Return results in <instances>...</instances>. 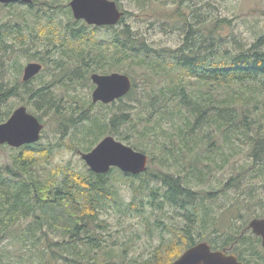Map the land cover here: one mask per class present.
Masks as SVG:
<instances>
[{"label": "trees", "instance_id": "16d2710c", "mask_svg": "<svg viewBox=\"0 0 264 264\" xmlns=\"http://www.w3.org/2000/svg\"><path fill=\"white\" fill-rule=\"evenodd\" d=\"M51 2L0 4V14L15 6H25L23 13L0 16V122L10 116L11 109L4 105L12 98L23 97L36 112L54 108L51 102L55 95L50 85L42 82L40 88H31L32 80L21 83L18 74L22 65L17 61L14 65L19 70L18 76L11 80L8 71L14 67L7 66L5 61L16 46L23 50L24 41L32 36V32L26 34L25 31L27 18H40L36 15L44 6H48V12L62 11L65 18L73 22L72 27L80 25L73 19L67 4ZM172 3L176 6L171 12L174 16L167 17L166 21L178 24L181 42L176 50L149 48L146 39L133 33L127 25L104 27L112 31L105 41L90 38L92 35L83 28L71 32L72 41L87 45L90 54L84 56L85 49L81 47L72 49L78 53V59L88 58V63L82 65L83 73L88 75L90 69L105 74L128 62L125 73L132 81L131 91L111 104L127 98L130 103L139 104L134 108L129 105L108 121L98 117L90 120L91 116L80 113L76 121L92 122L91 129L83 135L91 134L93 140L87 148L78 150L90 151L106 134L115 135L128 144L132 137L135 139L132 148L149 159L147 170L133 176L113 168L99 175L89 169L80 172L56 165L40 176L36 174L37 167L51 160L52 148L40 144L23 146L11 166L0 167V264H83L78 255L84 259L86 255L80 246L97 248L94 230L99 227L94 226L101 211L109 202L119 203L114 185L116 175L131 184L139 181L136 191L148 190V204L152 208L168 204L182 210L181 216L190 224L198 221L200 206L205 223L212 222L211 210L205 205L217 194L243 186L256 175L263 177L264 34L258 33L251 43H246L240 39L245 37L232 31V19L212 13L211 0L207 3L206 19L205 13L198 11L203 7L196 0H172ZM129 14L124 12L118 24L124 23ZM52 20L50 17L49 24L53 25L49 27L50 32L57 33ZM41 29L47 32V28ZM51 67L63 68L56 60ZM136 72L141 75L142 88L135 80ZM136 94L140 97H135ZM121 126L125 127V137ZM62 136H65L64 131ZM245 149L247 154L242 155ZM238 155L246 156L248 162L240 166L233 164L230 177L220 189L196 190L201 185L210 186L214 172L223 170ZM153 163H157V171L151 168ZM160 182L162 188L158 189ZM249 195L242 202L249 199L254 207H264L262 199ZM158 197L162 200L159 205ZM129 208L135 210L136 206L132 203ZM140 212L142 214V209ZM255 217H264V213ZM167 230L178 236L183 245L176 241L163 250L156 248L148 259L134 264H171L184 249L195 244L194 237L185 228L175 226ZM253 238L254 241L239 233L232 253L243 264H264L261 240L255 235ZM229 243L230 239H226L219 245L214 241L208 244L212 250L213 247L223 250Z\"/></svg>", "mask_w": 264, "mask_h": 264}, {"label": "rangeland", "instance_id": "374dc122", "mask_svg": "<svg viewBox=\"0 0 264 264\" xmlns=\"http://www.w3.org/2000/svg\"><path fill=\"white\" fill-rule=\"evenodd\" d=\"M37 1L52 3L51 0ZM57 1H59L58 3L68 5L71 0ZM112 1L119 3L120 6L118 8L121 12L130 14L125 16L124 23L108 27L118 28L124 25L130 26L133 33L145 38L148 43L147 45H149L148 47L156 51L166 49L176 50L178 48L181 42L178 24L175 22L168 23L166 21L167 17L174 16V13L171 15V12L176 6L173 5L172 0H138V2L136 0ZM196 1L200 7H203L202 10L198 11L201 14L205 13L206 19V15L209 13L207 6L209 0ZM212 2L214 5V8L211 9L212 13L219 17L232 19V23H234L232 31L241 37H245L240 39H243L246 43H251L253 37L257 36L258 33L264 34V0H211ZM136 3H141L142 6L139 7ZM24 8L25 6H15L13 9L3 10L0 16L5 17L10 12L16 14L23 13V11L25 12ZM48 9V6H44L43 9L39 10L36 17L40 18H27L28 28L25 31L26 34L32 32L31 38L24 41L23 50L16 46L14 53L8 55L5 60L7 61V66L11 65L14 67L8 71V75L12 77L10 79L13 80L14 76L19 75L18 78L21 83L23 69L28 63L36 62L42 64V74L32 80L31 88H40L42 82L47 83L50 85L49 89L55 95L52 97L53 102L51 104L54 108L51 110L47 109L36 112V110H33L32 107L27 105L26 100L22 99L23 97L12 98L4 105L8 109H11L10 116L17 108L21 106L25 107L27 112L36 117L42 125L40 139L35 144L52 148V157L48 163L42 162L38 165L36 174L40 176H44L47 171L56 167V165L69 166L80 172H85L89 169L81 158L82 153L89 151L82 152L78 149L87 148L93 140L91 134L83 135V133L87 134V131L91 129L92 122L86 121L80 123L76 121L80 113L85 112L88 116H91L90 120L98 117L101 120L108 121L114 114L120 115L121 111L128 108L129 105L131 108L139 106V104L130 103L128 98L122 102L108 104V107H103L105 105L101 103H92L91 95L95 86L90 76L93 73H103L101 71L93 72L90 69L88 75L85 72L83 73L85 68L82 65L88 63V58L85 61L78 59V53L74 52V50L81 47L85 49L84 56H89L90 54L87 52V45L81 46L79 41H72L71 32L73 29L78 30L83 28L86 30L85 32L89 33L88 35H92L90 38L96 39V41H105L109 38L112 31L104 28L105 26L98 27L100 29L94 30V26H89L83 21H79V26L72 27L71 23L73 22L67 20L61 13L62 11L55 10L54 12H48ZM233 13L236 14L235 18L233 17ZM50 17L53 19L52 21L54 22L57 33L52 32L56 34L50 32L49 27L53 26L49 24ZM12 21L17 24L14 19ZM18 23L21 24V22ZM41 28H47V32H43ZM85 38H82V41L88 44ZM46 59L50 60L46 62ZM54 60L62 63L63 68H52L51 66ZM15 61L22 65V70L19 74V70L14 65ZM127 67L128 62L125 61L119 69H112V71L105 74L114 72L126 74ZM135 80L139 87L142 88L144 83L142 82L140 73L136 72ZM137 93H140L139 89ZM135 97L138 98L140 95L136 94ZM56 111L57 114H55ZM61 113L64 115L61 116ZM4 122H0V124ZM124 129L125 127L121 126L120 130H122L123 137L127 136ZM62 131L65 133L64 137L62 136ZM106 136H112L131 148L135 143V139L132 137L128 144L112 134H106L100 140ZM21 149L22 147L12 148L7 145H0V167L5 168L11 166L13 164V158ZM244 154H247L246 149L242 155ZM245 162H248L246 156L238 155L232 158L227 167L221 171L214 172L215 174L210 182V186L201 185L196 190L208 191L211 188L216 191L220 189L225 184V181L228 180V177H230L232 165L236 164L240 166ZM151 168L157 171V163H153ZM115 179L114 185L117 190L119 203L109 202L108 206L101 211L99 221L94 226V228L99 227L94 230V235L98 239L97 248L93 250L80 246L81 251L86 255L85 259L78 255L80 262L82 261L83 264H134L137 260L142 261L143 259H148L150 257L149 255L156 248L163 250L167 245L173 244L176 241H179L183 245V241L178 236L167 230L169 227L175 226L180 229L185 228L194 237L195 244L201 242L208 244L214 241L219 245L226 239H230V243L226 249L221 250L213 247V251H226L227 254H234L232 253V249L237 244L235 240L239 236V233L245 234L254 241L253 233L251 230H247L248 224L252 219L257 218L255 217L256 214L264 213V207H254L251 200L248 199L242 202L243 199L249 198V194H251V196L257 199H262V203L264 204V175L263 177L256 175L249 183L246 182L243 186H238L234 189H227L225 194H217L212 200L208 201L205 206L211 210L210 213L213 217L212 222L209 224H206L203 217H201V214H203V207L201 206L199 207L198 221L190 224L181 216L182 210H178L168 204H162L161 206L152 208L148 204V190L136 191V187L140 183L139 181L131 184L119 175H116ZM159 188H162L161 182ZM160 194L161 191H159L158 195ZM161 201L158 197L157 204H161ZM132 203L136 206L135 210L129 208ZM230 208L231 213H228V209ZM141 209L142 214H140ZM226 212L227 215H224ZM180 234L182 235V232ZM245 247L248 246L245 245ZM187 249H184L179 257ZM261 253L264 256V251H261ZM57 264L60 263L58 262Z\"/></svg>", "mask_w": 264, "mask_h": 264}, {"label": "water", "instance_id": "95a60500", "mask_svg": "<svg viewBox=\"0 0 264 264\" xmlns=\"http://www.w3.org/2000/svg\"><path fill=\"white\" fill-rule=\"evenodd\" d=\"M32 4V0H0V4ZM76 21H83L89 26H115L124 13L112 0H71L68 4ZM40 63H28L22 73V82L26 83L40 74ZM90 79L95 86L92 92V103L111 104L125 97L132 88L130 77L122 73L98 74L93 73ZM42 125L36 117L21 106L9 119L0 124V145L12 148L35 144L39 141ZM89 170L94 174H107L112 168L123 174L139 175L147 170L148 157L146 154L132 149L130 146L106 136L89 152L81 154ZM248 229L261 240L264 248V218L252 219ZM172 264H243L234 254L226 251H213L206 242L195 244L188 248Z\"/></svg>", "mask_w": 264, "mask_h": 264}, {"label": "flooded vegetation", "instance_id": "af4514ba", "mask_svg": "<svg viewBox=\"0 0 264 264\" xmlns=\"http://www.w3.org/2000/svg\"><path fill=\"white\" fill-rule=\"evenodd\" d=\"M27 83V82H26ZM172 264V263H171Z\"/></svg>", "mask_w": 264, "mask_h": 264}]
</instances>
